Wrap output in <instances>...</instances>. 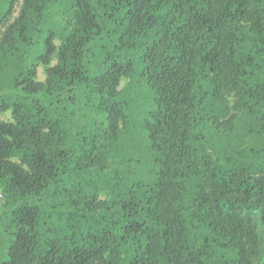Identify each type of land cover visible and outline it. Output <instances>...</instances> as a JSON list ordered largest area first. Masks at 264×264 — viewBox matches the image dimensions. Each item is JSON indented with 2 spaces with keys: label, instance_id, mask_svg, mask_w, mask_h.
<instances>
[{
  "label": "trees",
  "instance_id": "obj_1",
  "mask_svg": "<svg viewBox=\"0 0 264 264\" xmlns=\"http://www.w3.org/2000/svg\"><path fill=\"white\" fill-rule=\"evenodd\" d=\"M259 224L264 0H0V264H264Z\"/></svg>",
  "mask_w": 264,
  "mask_h": 264
},
{
  "label": "rangeland",
  "instance_id": "obj_2",
  "mask_svg": "<svg viewBox=\"0 0 264 264\" xmlns=\"http://www.w3.org/2000/svg\"><path fill=\"white\" fill-rule=\"evenodd\" d=\"M39 78L41 79V80H43L44 79V75H43V69H41L40 68V70H39ZM125 84V82H123V84H122V86ZM4 119H10L9 118V115L7 114L6 116H4ZM257 230H258V232H259V235H260V237L262 238V241H263V243H264V225H262V224H259L258 225V227H257ZM263 243H262V248H264L263 247ZM264 263V262H263Z\"/></svg>",
  "mask_w": 264,
  "mask_h": 264
}]
</instances>
